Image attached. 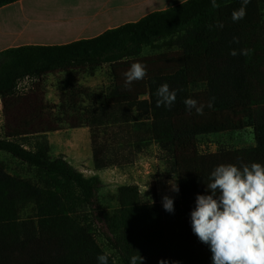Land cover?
<instances>
[{
	"label": "trees",
	"instance_id": "1",
	"mask_svg": "<svg viewBox=\"0 0 264 264\" xmlns=\"http://www.w3.org/2000/svg\"><path fill=\"white\" fill-rule=\"evenodd\" d=\"M18 1L0 0V8ZM217 4L189 0L95 39L0 54L5 119L0 153L32 173L28 179L13 176L0 164V264H98L97 257L107 252L96 238L97 221L107 229L108 264H130L139 253L143 264H212L209 246L191 227L196 195L206 194L210 173L220 164L264 166V0H251L238 22L231 13L240 0ZM244 48L254 51L230 54ZM147 50L153 54L145 56ZM135 62L146 65L147 75L127 90L123 73ZM104 67L108 89L60 87L59 106L45 101L40 86L46 75L76 69L94 77ZM26 79L36 83L20 90ZM164 83L178 90L171 108L157 107L156 90ZM189 97L205 105L213 101L212 107L197 115L186 109ZM64 124L90 130L95 171L122 166L117 157L124 151L128 162L133 153L159 146L178 180L174 212L143 203L137 186H122L118 208L109 216L96 215L100 180L50 154L47 135ZM250 125L252 148L201 149L203 139L233 142Z\"/></svg>",
	"mask_w": 264,
	"mask_h": 264
},
{
	"label": "clouds",
	"instance_id": "2",
	"mask_svg": "<svg viewBox=\"0 0 264 264\" xmlns=\"http://www.w3.org/2000/svg\"><path fill=\"white\" fill-rule=\"evenodd\" d=\"M251 0H240L241 6L231 13L233 22L243 20L247 5ZM213 8L217 0H210ZM223 27L222 24L218 25ZM239 43L238 38H233ZM253 49H233L230 54L248 56ZM147 75L146 65L135 62L123 73L124 88L131 90L133 82ZM178 90H170L164 83L156 90L157 107L171 108L175 103ZM214 100V98H213ZM186 109L195 110L197 115L204 114V108H211L195 99L184 100ZM171 191L178 193L179 187L173 178L168 182ZM206 194H197L195 208L190 212L191 227L199 241L208 245L212 253V264H264V166L260 163L220 164L210 173L206 184ZM163 209L174 212V200L165 195ZM138 252V251H137ZM139 253V252H138ZM110 253L97 257L98 264H108ZM144 257L133 255L130 264H143ZM160 264H166L161 261Z\"/></svg>",
	"mask_w": 264,
	"mask_h": 264
},
{
	"label": "rangeland",
	"instance_id": "3",
	"mask_svg": "<svg viewBox=\"0 0 264 264\" xmlns=\"http://www.w3.org/2000/svg\"><path fill=\"white\" fill-rule=\"evenodd\" d=\"M153 52L147 50L144 55H152ZM20 90L32 86L28 79L24 80ZM69 86H80L87 88L90 92L100 93L110 86V77L101 71L95 78H83L74 75L68 78ZM72 84V85H71ZM5 119L3 108L0 110V137L3 136ZM62 130L50 134L48 142L50 153L53 159L63 157L77 171L86 178H98L101 182L97 198L98 211L102 216L111 215L119 206L118 190L122 186H137L143 203L162 204V198L167 195L174 200H180L178 193L171 191L168 184L173 178L178 185L177 176L173 171V166L169 156L157 145L144 148L141 152L133 153L127 162L129 155L127 151L120 153L117 157L122 166L113 167L104 171H95L92 157L91 139L86 131L74 130L69 124H64ZM233 146L237 149H247L255 146V135L253 126H248L245 130L235 134L233 142L228 138L211 137L200 142L204 152L214 153L220 146ZM0 164H3L7 172L13 176L21 178H32L31 171L9 155L0 153ZM179 187V186H178ZM95 206V207H96ZM31 214L30 211L27 215ZM100 215V216H101ZM26 217V216H25ZM96 234L98 243L103 249L111 254L105 241L104 233L107 232L105 225L101 221L96 222Z\"/></svg>",
	"mask_w": 264,
	"mask_h": 264
},
{
	"label": "crops",
	"instance_id": "4",
	"mask_svg": "<svg viewBox=\"0 0 264 264\" xmlns=\"http://www.w3.org/2000/svg\"><path fill=\"white\" fill-rule=\"evenodd\" d=\"M187 1L20 0L0 8V54L23 47L53 48L95 39L108 31L137 23L153 13L169 10ZM101 71L109 76L107 67L94 77H88L87 73L76 69L49 74L45 76L40 89L47 103L59 106V88L69 86L68 78L74 75L85 79L95 78ZM77 130L86 131L91 139L89 129Z\"/></svg>",
	"mask_w": 264,
	"mask_h": 264
},
{
	"label": "built area",
	"instance_id": "5",
	"mask_svg": "<svg viewBox=\"0 0 264 264\" xmlns=\"http://www.w3.org/2000/svg\"><path fill=\"white\" fill-rule=\"evenodd\" d=\"M2 109V101H1V99H0V110Z\"/></svg>",
	"mask_w": 264,
	"mask_h": 264
}]
</instances>
